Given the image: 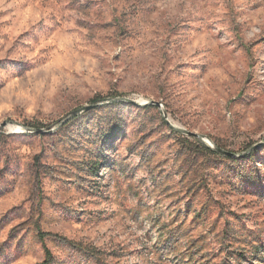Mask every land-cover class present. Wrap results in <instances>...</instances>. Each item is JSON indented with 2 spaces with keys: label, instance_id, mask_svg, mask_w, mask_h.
I'll list each match as a JSON object with an SVG mask.
<instances>
[{
  "label": "rangeland",
  "instance_id": "1",
  "mask_svg": "<svg viewBox=\"0 0 264 264\" xmlns=\"http://www.w3.org/2000/svg\"><path fill=\"white\" fill-rule=\"evenodd\" d=\"M6 119L0 264H264V0H0Z\"/></svg>",
  "mask_w": 264,
  "mask_h": 264
},
{
  "label": "water",
  "instance_id": "2",
  "mask_svg": "<svg viewBox=\"0 0 264 264\" xmlns=\"http://www.w3.org/2000/svg\"><path fill=\"white\" fill-rule=\"evenodd\" d=\"M115 101H124V102H128V103H136L134 100L132 99H129V98H126V97H115V98H108V99H103L101 101H99V103H110V102H115ZM98 103V104H99ZM155 104L157 105L158 107L160 106L157 102H154V101H149V102H144V103H138L139 105H146V104ZM97 103H93L91 105H84L74 111H72L71 113H69V115L67 117H65L61 123H64L66 121H68L69 119L81 114L82 112H85L87 110H89L90 108L98 105ZM162 115H163V119L165 120L166 124L171 128L173 129L174 131L178 132V133H181V134H184L186 136H189V137H194L196 138L200 143H202L203 145H205L206 147L210 148L211 150L217 152V153H221V154H224V155H228V156H235L236 154L234 153H231L229 151H226L224 149H222L221 147H219L218 145L212 143L206 136H203V135H200V134H196L194 132H191V131H188L186 129H183V128H180L178 126H175L173 125L172 123H170L168 121V119L165 117L164 113L162 110H160ZM13 123L11 120H3L1 123H0V127H4L6 126L7 124H11ZM24 129L28 130V131H33V132H42L41 129H38V128H28V127H23ZM256 146V145H255ZM255 146H253L252 148H254ZM251 148V149H252ZM249 151V150H248ZM246 151V152H248ZM246 152H243L241 154H244Z\"/></svg>",
  "mask_w": 264,
  "mask_h": 264
},
{
  "label": "trees",
  "instance_id": "3",
  "mask_svg": "<svg viewBox=\"0 0 264 264\" xmlns=\"http://www.w3.org/2000/svg\"><path fill=\"white\" fill-rule=\"evenodd\" d=\"M196 144L200 147V148H202L203 150H205V151H207L208 153H211V154H214L215 153V151H213V150H211L210 148H208V147H206L205 145H203L202 143H200V142H196ZM49 253H48V251L46 250V258H48L49 256H47ZM50 263V261L49 262H47V263H43V264H49Z\"/></svg>",
  "mask_w": 264,
  "mask_h": 264
},
{
  "label": "bare ground",
  "instance_id": "4",
  "mask_svg": "<svg viewBox=\"0 0 264 264\" xmlns=\"http://www.w3.org/2000/svg\"><path fill=\"white\" fill-rule=\"evenodd\" d=\"M16 126V125H15ZM19 127V126H18ZM20 128V127H19Z\"/></svg>",
  "mask_w": 264,
  "mask_h": 264
}]
</instances>
